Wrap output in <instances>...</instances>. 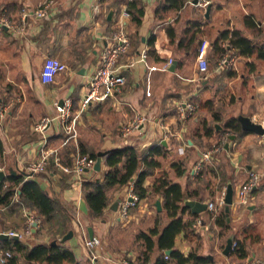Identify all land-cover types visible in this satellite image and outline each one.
I'll use <instances>...</instances> for the list:
<instances>
[{"label": "crops", "instance_id": "1", "mask_svg": "<svg viewBox=\"0 0 264 264\" xmlns=\"http://www.w3.org/2000/svg\"><path fill=\"white\" fill-rule=\"evenodd\" d=\"M44 1L0 0V9H6L7 16L18 21L22 8L33 11ZM208 1L202 7L194 0H54L46 18L31 16L23 33L0 28V103L13 95L19 97L0 120V168L26 172L32 160L41 158L42 137L33 125L44 116H56L67 98L73 101V131L67 134L57 118L47 130L48 137L54 139L48 142L47 149H54L64 165L73 163L81 150L97 158L99 152L123 146L136 147L151 161L142 162L138 170L148 171L143 185L148 187L149 195L131 206L124 219L119 216L120 205L128 197L129 185L136 175L128 183L108 189L110 200L100 216L90 215V209L88 214L79 209L84 197L72 173L62 172L56 165L53 173L47 165L46 171L32 176L46 191L60 193L76 209L69 221L74 234L65 241L76 261L64 264H122L123 259L131 264H152L162 253L167 254L165 250L169 248H161L159 236H154L149 259L139 257L147 249L142 234L155 227L161 231L172 220L165 206V191L154 190L161 178L168 181L165 188L179 184L181 208L176 218L191 224L187 232L182 229L176 235L172 251L205 257L206 262L199 264H244L256 259L264 264V135L242 127L232 133V139V134L219 132L240 114L264 124V0ZM130 2L135 13L142 7L144 13L140 21L131 13L125 22L131 46L118 58L125 84L121 92L83 108L82 97L100 65L107 36L123 6ZM235 30L252 40V52L241 53L229 43ZM203 39L208 41L206 74L200 72L197 60ZM144 47L148 49L147 57L128 65ZM231 51L236 53L235 61L228 70L219 71L222 54ZM47 55L58 57L68 67L54 81L44 83L40 73ZM169 60L172 63L165 67ZM185 101H196L200 107L183 121L178 106ZM135 113H143L149 120L130 134H123L122 125ZM226 135L228 139L222 144ZM206 151H211L209 158L204 157ZM104 169L103 158L102 169L93 172L101 176ZM251 171H257L260 178L249 205L240 208L238 190ZM44 172L47 176H43ZM63 182L66 187L61 189ZM228 184L234 191L230 211L226 212L225 203L220 205L218 200L226 195ZM173 196L174 192H170L169 199ZM157 199L161 210L155 206ZM186 199L217 206L194 214L185 204ZM117 200L116 210L111 205ZM9 208L0 205V232L21 230L26 223L23 207ZM77 218L88 235V226H92L94 236L100 239L99 246L92 250L98 255L95 263ZM52 234L41 223L32 234L18 239L32 247L37 242H50ZM229 237L233 242L240 241L247 256L240 257L236 249L224 253ZM1 240L4 239L0 244ZM21 260L28 264L24 258ZM169 264L177 263L170 260Z\"/></svg>", "mask_w": 264, "mask_h": 264}, {"label": "built area", "instance_id": "2", "mask_svg": "<svg viewBox=\"0 0 264 264\" xmlns=\"http://www.w3.org/2000/svg\"><path fill=\"white\" fill-rule=\"evenodd\" d=\"M54 3V0H46L39 7H36L33 11L22 8L20 19L18 21L12 20L7 16L6 9H0V28H12L18 33H23L26 30V25L28 24L29 18L37 17L40 19L46 18L49 14L51 7ZM196 4L206 7L209 3L208 0H197ZM131 15L129 8L124 5L123 9L119 15V18L115 22V27L112 29L110 34L107 36L106 45L102 50L100 56V65L95 71V73L89 79L88 88L85 94L82 97L81 105L83 108H86L94 103L102 102L109 96H113L116 93L121 92L125 84V76L120 73V65L118 58L126 53L130 49V37L125 25L126 19ZM207 46L208 41L203 39L198 47L197 60L199 70L202 73H207L209 70V60L207 59ZM148 49L146 47L142 48L139 52L138 58H131L128 65L132 66L137 61L144 60L147 57ZM235 52H225L222 54L218 69H226L231 66L235 61ZM138 59V60H137ZM172 63L169 60L165 67L169 66ZM68 67L67 63H64L58 57L53 55H47L43 61L42 70L40 77L42 82L48 83L54 81L57 74L63 72ZM19 99L18 96H14L6 101L0 103V120L4 119L7 114L10 112L14 104ZM200 107V104L196 101H185L179 104L178 106V115L183 121L191 118L195 111ZM73 112V101L70 98L65 99L63 104L60 106L56 116H44L40 118L39 121H36L33 125V130L42 137V152L41 158L32 160L27 167V174L32 177L35 174L46 171L47 165L49 164V159L51 153L54 152L55 165L57 168L64 173H72V180L75 185L79 188L82 187V184L87 178L93 173V167L96 162V158L90 156L89 154H83L77 152L72 165H64L61 162V159L54 149H47L49 137L47 135V130L52 125L55 118L59 119L61 122L64 131L68 134L73 131L74 118H72ZM149 120V117L143 113H135L133 117L122 125L121 132L125 135L130 134L131 132L139 129L141 125L146 123ZM264 126V124H262ZM228 139V135L224 136L222 144ZM221 144V145H222ZM220 145V146H221ZM219 148L218 146L216 149ZM211 151H206L204 153L205 158H209ZM260 178V174L257 171H251L249 177L241 184L240 189L237 194V202L244 205H249V196L251 191L256 187V184ZM134 182H131L129 185V194L128 197L120 205V218H126L129 216V210L131 206L136 205L140 201V196L134 189ZM225 196L223 195L219 200L218 204L223 205L225 203ZM209 208L211 210L215 209L217 206L216 203H209ZM26 216V223L21 228V230H10L7 233L10 236L18 235L19 238L30 235L33 233L34 229L42 223L41 216L37 213L36 210L23 207ZM77 223L83 231L84 244L91 250V261L95 263L97 254L92 251L95 247L99 246L100 239L97 236L90 237L85 227H83L80 218H77ZM5 232V231H3ZM238 247V241L234 240L231 249L235 250ZM14 253L9 248L0 249V264H8L10 259L13 258ZM168 257V254H165V258ZM122 264H131L128 259H123ZM17 264V263H16ZM244 264H263L261 260L256 259L253 261H247Z\"/></svg>", "mask_w": 264, "mask_h": 264}, {"label": "trees", "instance_id": "3", "mask_svg": "<svg viewBox=\"0 0 264 264\" xmlns=\"http://www.w3.org/2000/svg\"><path fill=\"white\" fill-rule=\"evenodd\" d=\"M131 4V5H130ZM130 2L127 6L130 13H134V18L140 21L144 8L137 9L136 13L131 7ZM235 37L230 39V44L239 49L241 53L248 54L254 50L252 40L248 37L242 36L238 31L233 32ZM224 129L220 130L222 134H232L237 132L241 125L238 118H232L224 125ZM211 131L215 129V126L209 128ZM53 138H49V143ZM86 151L81 150V153ZM92 155V154H91ZM96 156V155H94ZM97 157V156H96ZM125 157V160H124ZM148 156L143 157L142 153H139L134 146H123L109 149L104 155L105 169L100 176L97 172H93L82 184L81 191L83 197L90 209V215L100 216L103 214L106 205L108 204L110 197L108 195V189L113 186H122L124 183H128L134 178V189L140 196L146 197L149 195L148 187L144 186V180L148 174L146 169L141 171L139 167L141 163L151 164L148 160ZM123 167L121 163L123 162ZM69 165H72V161H68ZM48 169H53V173L56 170L54 155L50 156ZM43 176H47V173H42ZM29 175L22 171H16V173L7 175V178L0 181V205L9 206V209H15V207H29L38 210L42 217L43 225L50 224L59 226L61 228V238L70 231L69 221L75 216L76 209L73 208L66 200L63 199L60 193H49L46 191L39 181L32 178H27ZM157 186H154L155 191H165L166 203L165 206L168 209L169 216L172 220L160 231L158 227L151 228L148 232H144V237L147 249L143 252L142 256H139L141 260H148L151 250L153 249L154 236L158 237V243L161 248H173L175 243L174 239L182 229L188 230L191 225L188 222H183L182 218H176L181 208L179 200L181 199V193L178 192L179 184H169L168 181L161 178ZM66 187V183L61 184V189ZM174 192V196L169 199V193ZM223 220V219H222ZM58 230V229H56ZM55 230V232H57ZM9 248L13 251L14 256L10 259L8 264H24L21 260L24 258L28 264H32L35 261L45 262L47 264H64L76 261L73 250L62 242L61 239H54L50 242H37L32 247L25 245L20 239H4L1 240L0 249ZM237 254L240 257L247 256L245 248L240 241H238V247L236 248ZM170 260L176 261L177 264H188L190 262L205 263L206 258L199 256L191 252L188 256H184L181 252L173 250L168 257L165 258V253H162L152 264H169Z\"/></svg>", "mask_w": 264, "mask_h": 264}, {"label": "water", "instance_id": "4", "mask_svg": "<svg viewBox=\"0 0 264 264\" xmlns=\"http://www.w3.org/2000/svg\"><path fill=\"white\" fill-rule=\"evenodd\" d=\"M194 1H197V0H194ZM210 7H211V5H209L207 7V14H206L207 16L209 15ZM112 14H113V11H111L109 13V17H111ZM238 120H239L243 130H245V131H255V132H257L260 135H264V126L262 125V123L256 122L252 118V116H250V115L247 116V115H244V114H240L238 116ZM216 126H217V128H221L220 125H216ZM234 137H235V134H232L230 136L231 139L234 138ZM227 145L228 144H226V146ZM105 152H99L98 153L99 155L96 158V162L94 164L93 171H100L102 169V167H103V158H104ZM16 171H17L16 169H9L6 172L4 169L0 168V181L4 180L7 177L8 174H13L14 175L16 173ZM53 178L56 179V176H53ZM227 187H228V190L226 192L224 200H225V205H226V207H225L226 212H229L230 211V206H231V204L233 202V191H234V189H233V187H231L230 184H228ZM118 203H119L118 200L115 201L111 205V208H114V209L117 210L118 209L117 208ZM185 204L191 208V211L194 214H197V213H199V212H201L203 210H206L209 207L208 202H202V201H200L198 199L197 200L186 199L185 200ZM155 206L158 207L159 210L162 209L160 199H157L155 201ZM79 209H81L85 214L89 213V209L87 207L86 201L83 198H81L80 201H79ZM88 229H89L90 237H93L94 236V228L92 226H88ZM73 234H74V229H70V231L68 233H66L61 238V241L65 242V241L69 240L70 237H72ZM18 238H19L18 235L10 236L6 232H0V239H15L16 240ZM227 241H228V243H227V245H226V247L224 249V253L225 254H228L229 251L231 250V246L233 244L232 237H229ZM171 251H172V249L165 250V252L167 254L171 253Z\"/></svg>", "mask_w": 264, "mask_h": 264}, {"label": "rangeland", "instance_id": "5", "mask_svg": "<svg viewBox=\"0 0 264 264\" xmlns=\"http://www.w3.org/2000/svg\"><path fill=\"white\" fill-rule=\"evenodd\" d=\"M229 49H227V51H228ZM233 51H231V53H232ZM61 60V59H60ZM225 70H228L227 68L226 69H219V71H225ZM120 73H121V71H120ZM14 96H16V95H13L12 97H14ZM254 193V191L252 190L251 191V193H250V196H249V201H251V199H252V196L254 195L253 194ZM239 206H240V208H242V207H247L248 205H244V204H238ZM46 227L48 228V231L49 232H51V233H53L54 232V234H52V236H51V238L52 237H58L59 239L61 238V228L59 227V226H56V225H52V226H50V224H47L46 225ZM56 229H58V230H56ZM55 230L57 231V232H55ZM50 238V239H51Z\"/></svg>", "mask_w": 264, "mask_h": 264}]
</instances>
